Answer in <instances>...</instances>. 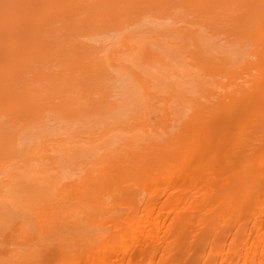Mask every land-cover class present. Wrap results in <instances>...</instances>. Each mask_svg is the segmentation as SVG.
Listing matches in <instances>:
<instances>
[{"label": "bare ground", "instance_id": "bare-ground-1", "mask_svg": "<svg viewBox=\"0 0 264 264\" xmlns=\"http://www.w3.org/2000/svg\"><path fill=\"white\" fill-rule=\"evenodd\" d=\"M0 264H264V0H0Z\"/></svg>", "mask_w": 264, "mask_h": 264}, {"label": "rangeland", "instance_id": "rangeland-1", "mask_svg": "<svg viewBox=\"0 0 264 264\" xmlns=\"http://www.w3.org/2000/svg\"><path fill=\"white\" fill-rule=\"evenodd\" d=\"M59 54V53H58ZM62 54V53H61Z\"/></svg>", "mask_w": 264, "mask_h": 264}]
</instances>
